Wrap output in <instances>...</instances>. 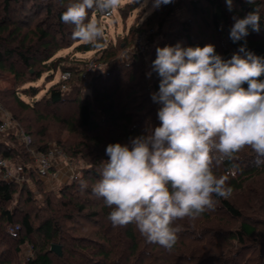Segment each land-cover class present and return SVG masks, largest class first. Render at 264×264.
<instances>
[{"label":"trees","instance_id":"trees-1","mask_svg":"<svg viewBox=\"0 0 264 264\" xmlns=\"http://www.w3.org/2000/svg\"><path fill=\"white\" fill-rule=\"evenodd\" d=\"M69 2L70 0H0V75L7 72L14 77L12 79L17 85L16 94L20 92L18 86L34 83L44 74L61 68L62 74L70 72L71 77L53 85L42 101L36 103H45L48 107H52L66 101L65 92L69 88L72 89L74 83L88 79L92 81L90 96L83 100L78 89L79 96L73 98L80 100L78 119H72V122H78L84 134L78 144L71 148H61L71 161L83 159L87 164L81 175L74 177L60 192L59 199L46 193V207L40 208L41 211L35 216L32 214L35 210L29 208L33 202L29 182L33 180V184H39L41 178L37 175L36 166H31L35 162L32 151L47 154L50 147L45 142L36 147L35 140L27 147L19 142L14 132L0 134V136H8L9 140V142H0V155L15 167L23 164L24 172L28 173V179L24 183L9 182L0 178V264H61L71 258H78L81 261L79 264L87 263L89 260L94 261V264H233L231 261L235 264H264L263 227L252 218L245 217L231 201L234 193L248 185H257L255 177L260 174L264 164L258 166L257 163H249L248 167L242 166L241 159L244 157L237 159L236 156L241 151L235 154L234 159H224L221 162V170H213L217 177L222 176L227 180L226 186L232 189L231 195L228 198L214 196V208L194 220L189 218L176 220L173 226H178L180 231L177 243L171 250L147 242L134 224L114 227L108 220L110 209L105 206L102 197L93 193V187L101 178V169L109 159L106 155L109 144H127L132 138L146 134V129L160 124L157 117L160 105L152 100V94L159 91L160 83V77L153 69V61L157 53L155 49L147 62L149 51L146 54L129 52V59L123 61L121 53L128 50L135 39L131 43L125 40L118 44H108L105 38H102L101 47L84 44L78 48L79 50L84 48L86 51L97 50L101 55L94 61L100 67L89 73L87 78H84V74L89 68V62L84 63L80 70L62 66L65 58H56V54L78 41L71 38L74 26L65 24L61 20ZM201 2L202 0L192 2L195 16H202L205 13L207 20L210 19L216 28L224 31L228 39L226 48L214 46L217 55L229 60L234 52H240L243 46L245 52H241L242 56L250 52L264 59V40L254 38L251 28L248 29L251 35L248 34L239 41L233 42L230 38L231 16L237 11L229 10L226 0H205L207 8L200 7ZM174 3L175 0L167 4L166 8L171 10ZM15 4L24 12L13 8L12 5ZM259 4L244 2L242 9L259 12ZM95 14V11L89 12L90 17ZM54 15L58 26L57 32L52 29L54 24L51 23V18ZM259 22L263 26L262 17ZM190 24L191 21L183 23L182 29L187 39V45L183 48H202L207 45L204 40L195 41L192 38ZM157 26L161 28L163 22L158 23ZM165 46L172 44L165 43L159 48ZM16 56L21 61L24 72H18L14 63L8 64ZM123 72H126L125 76H122ZM259 79L264 80V75ZM106 80L114 83L109 85L108 82H104ZM242 86L245 89L248 87L247 83ZM22 92L29 94L36 91L31 86L24 87ZM12 93L14 95L13 91ZM15 99L22 109L28 110L31 107L18 96ZM3 118L4 115L0 114V123ZM26 133L34 136L29 131ZM213 157L218 158L217 153H214ZM82 181L87 185L83 189ZM17 193L20 194L22 203L27 204H23L25 207L21 208V203L20 210L14 214L7 205L15 200ZM94 199L99 201L95 204ZM19 211L22 213L21 219L16 222L15 215H18ZM221 214L229 221L234 223L238 221V226L228 228V225H223L225 221L219 220ZM82 217L96 224L97 228L91 230L89 234L78 237L80 232L76 229ZM12 226L19 228L14 238L8 230ZM71 230L77 232L78 238L72 237ZM10 239H16L15 244H11ZM73 239H78L79 243L88 246L83 248L76 242V247L69 249L68 245ZM250 243L251 248L248 246ZM27 244L32 245L33 255L27 263H24L17 255L20 253V248ZM53 244L63 245L62 256L54 254L51 250ZM148 246L152 251L148 250ZM238 247L243 253V259L240 260L237 259L240 255Z\"/></svg>","mask_w":264,"mask_h":264},{"label":"clouds","instance_id":"clouds-1","mask_svg":"<svg viewBox=\"0 0 264 264\" xmlns=\"http://www.w3.org/2000/svg\"><path fill=\"white\" fill-rule=\"evenodd\" d=\"M172 2L151 0V10ZM148 3L142 0L141 8ZM226 3L231 10L233 0ZM120 4L70 0L61 20L74 26V39L101 47L103 28L89 12L110 15ZM234 20L233 42L246 37L249 28L260 30L256 11ZM240 52H245L243 46ZM156 53L153 69L160 83L152 100L160 105V124L127 144L107 146L109 159L93 193L110 209L108 220L114 227L134 224L147 242L171 250L180 231L174 221L194 220L214 208V196L228 198L232 193L225 178L214 174V153L218 162L231 160L247 146L256 154L257 165L264 164V80L259 79L264 59L248 52L224 60L212 44L158 47ZM86 186L82 181L81 188Z\"/></svg>","mask_w":264,"mask_h":264},{"label":"rangeland","instance_id":"rangeland-1","mask_svg":"<svg viewBox=\"0 0 264 264\" xmlns=\"http://www.w3.org/2000/svg\"><path fill=\"white\" fill-rule=\"evenodd\" d=\"M192 2L193 0H175V3L171 10L166 8V5H162L159 9L151 10V0H149L148 6L144 8H141L142 0H139V2H136V0H121L120 7L112 11V17L103 18L101 15H98V13L93 16L98 19V23L102 26L104 31L103 38H105L106 43L108 44H118L119 42H123L125 40L131 43L134 41V39L135 41L133 42V44H135L140 36L148 37L150 34V43L147 46V52L149 51L150 53L146 57L147 62L149 61L153 51L157 49V47H161L165 43L171 42L172 46H176L177 44H179L182 48L187 45V39H185V33L183 31L184 29H182L183 23L187 21H191L190 25L192 26V28L190 29V34L195 41L204 40L207 44L219 46L221 49L226 48L228 46V39L225 37L223 33L224 31L216 28L215 24L212 23L210 19L207 20V15H205V13L202 16H195L192 10ZM244 2H248V0L233 1L231 10L237 12L236 14L231 16L229 30H231L232 26L235 23L234 18L242 19L249 13H251L242 9ZM252 2L260 3L258 6V13H260V17H262L264 21V0H252ZM58 4H56V7H58ZM200 4V7L207 8V3L205 2V0H202ZM12 7L21 10L19 5L17 4L12 5ZM21 12H24V10H21ZM170 13L171 15L169 16ZM55 19L56 15L51 18V23L54 24L52 29L57 32L58 26H56ZM161 22H163V26L160 28L157 25ZM261 24L262 23L259 22V32L253 31L254 33H252V35L256 39L264 40V24L263 26ZM249 34L251 35L250 32ZM71 38L73 39V37ZM84 44L85 43L78 40L74 43L73 46L65 48L61 52L57 53L56 58L64 57L65 59L64 61H62V66H68L73 69L80 70V68L84 66V63H93L97 58H100L99 56H101L100 54H98L97 50L86 51L84 48L79 50L78 48ZM132 52H134V50L130 51V53ZM124 54L125 51L121 53V58L123 61H127L129 59V56H123ZM234 54H239L242 56V53L239 51L234 52ZM10 63H14L16 65L18 72L25 71L21 61L17 56L8 62V64ZM61 71V68L60 70H53L50 73L44 74L41 79L34 83H28L23 86H18V90L20 92L17 94L15 90L17 89V85L15 84V80L12 79L14 77H12V75L7 72L1 73L0 106L5 111L4 115L9 120V128L5 132L6 134L10 132H14L15 134H17L19 131H24L26 133V131H29L34 135V138L32 136L31 138L33 141L35 140L36 147L41 146L40 144L42 142H45L50 147V149L51 147H56L59 149L63 147L65 149L71 148L73 145L80 142V137L84 133L81 131L78 122H72V119H78V102L80 99L77 100L73 98H77L79 96L77 92L78 89H80V95L83 100L85 97L91 95L92 81L90 79L79 81L77 84L74 83L72 85V89L69 88L68 91L65 92L67 94V99L62 104L52 107H48L45 103L36 104L37 102L42 101L43 97L53 85L57 84L60 80L63 79V74L61 73ZM125 74L126 72H123L122 76H125ZM104 82H108L107 84L109 85L114 83L113 81L107 80ZM31 86L36 92L29 94H24L22 92L24 87L30 88ZM12 91L14 92L15 96L13 95ZM16 96H18L25 104L31 107L28 110L22 109L16 103ZM0 142H9L8 136H0ZM19 142L21 143L20 140ZM218 155L219 154L217 153V156ZM236 156L237 159H241L244 157V159H241L242 166L244 167H248L249 163L255 164L258 159L254 151L247 146L241 149V153ZM0 157L2 156L0 155ZM60 158H63L65 160V164H67V166L69 167L67 171L65 170L63 172L62 168L56 167V162H58L57 159L54 164L56 166L53 167L54 172L53 174L51 173L52 175L45 179H41L39 184H33V180L29 182V184L31 185V192L33 197V202L30 204L29 208L33 211L35 210L34 213L32 212L33 216H35L37 212L41 211L40 208L46 207V193H49L51 196L57 197L59 199L61 197L60 192L64 190L66 185L71 182L74 177L81 175V172L87 164L83 159H75V161L73 162L68 158V156H66L65 158ZM221 162L222 161L218 162L217 158L213 157L214 171L221 170ZM10 164L11 167L15 169V166L12 163ZM31 166L35 167L36 161ZM71 170L74 173H70ZM69 173L72 176L67 178V175H70ZM25 174L28 176V173L25 172ZM255 180L257 182V185H248L243 190L234 193L231 196V201L236 204V206L242 211L245 217H250L253 220L259 222L260 226H262L264 230V168L261 170L260 174L255 177ZM96 200H93L95 204L99 201ZM21 203L22 200L20 198V194L17 193L15 200L12 203L8 204L7 207L11 209L14 214H16L18 213V210H20ZM23 204L26 205L27 203H22L21 208L22 206L25 207ZM21 215V212L18 215H15L16 222L21 219ZM219 220L225 221L223 225H228V228H235L238 226V221H236V223H234L233 221H229L223 214L220 215ZM178 221H180V219H178ZM175 222L177 221H174L173 224H175ZM78 224V228L76 229L77 232H80L78 237H80V235L84 236L85 234H89L91 233V230H96L97 228L96 224H93V222H88L85 217H82L78 221ZM16 228L17 227L15 226L8 228L13 238L14 234L17 232ZM77 232L72 231V237L76 238ZM73 240L70 241L68 245L69 249L76 247V242H78V239ZM10 241L11 244H15L16 239H10ZM79 244L83 246V248L84 246H88L85 243L84 245L82 243ZM248 246L251 248L252 244L250 243ZM61 248L63 254V245H61ZM239 249L240 248L238 247L237 250ZM148 250L152 251L151 247L148 246ZM241 252L242 251L240 249V255H238L237 258L239 260L241 258L243 259V253ZM32 255V245L27 244L20 248V253L19 255H17V257L21 262L27 263ZM234 258H236V255L234 256ZM79 262L81 261L78 260V258H71L70 260L66 259L65 263L62 262L61 264H79ZM231 262L235 264L233 261ZM94 263V261L89 260L84 264Z\"/></svg>","mask_w":264,"mask_h":264},{"label":"built area","instance_id":"built-area-1","mask_svg":"<svg viewBox=\"0 0 264 264\" xmlns=\"http://www.w3.org/2000/svg\"><path fill=\"white\" fill-rule=\"evenodd\" d=\"M101 15L103 18H109L112 17L113 14L111 12L110 15ZM150 34L148 37L145 36H140L137 39V42L135 44H132L128 50L125 51V54L123 56L128 57L129 52L134 50L138 53L145 54L147 52V46L150 43ZM100 66L96 64L95 62L89 64V68L84 74V78L88 77L89 73H92L94 70L98 69ZM71 77L70 72H65L63 74V79H69ZM0 114H5V111L3 108L0 106ZM9 128V120L7 117L4 115V118L2 122L0 123V134L5 133ZM17 136L21 143L25 144L27 147L31 146L33 144V140L31 136H29L27 133L24 131H19L17 133ZM32 157L36 161V170H37V175L41 179H45L50 176L52 169L54 167V164L56 160L60 157H66L65 153L63 150L56 148V147H51L50 151L47 154L40 153L37 151H32ZM0 178L2 180H6L9 182L12 181H17V182H24L26 179H28V176L24 172V168L22 164H19L18 166L14 168L11 167L10 161L0 157ZM19 229L18 227L16 230Z\"/></svg>","mask_w":264,"mask_h":264},{"label":"crops","instance_id":"crops-1","mask_svg":"<svg viewBox=\"0 0 264 264\" xmlns=\"http://www.w3.org/2000/svg\"><path fill=\"white\" fill-rule=\"evenodd\" d=\"M58 162H56L57 163V166L56 165H54V166H56V167H58V168H62V171L64 172L65 170L67 171V169H69V167L67 166V164H65V160L63 159V158H58V160H57ZM53 172H54V169H53V171H52V174H53ZM70 173H74L72 170L70 171ZM69 173V174H70ZM51 174V175H52ZM67 174H68V172H67ZM72 175L70 174V175H67V178H69V177H71Z\"/></svg>","mask_w":264,"mask_h":264},{"label":"water","instance_id":"water-1","mask_svg":"<svg viewBox=\"0 0 264 264\" xmlns=\"http://www.w3.org/2000/svg\"><path fill=\"white\" fill-rule=\"evenodd\" d=\"M51 250L56 253L59 256H62V248L61 245L58 244H53L51 247Z\"/></svg>","mask_w":264,"mask_h":264}]
</instances>
